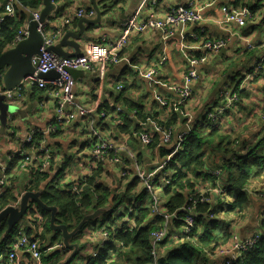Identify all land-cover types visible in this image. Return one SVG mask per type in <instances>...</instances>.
Here are the masks:
<instances>
[{
	"label": "clouds",
	"instance_id": "clouds-1",
	"mask_svg": "<svg viewBox=\"0 0 264 264\" xmlns=\"http://www.w3.org/2000/svg\"><path fill=\"white\" fill-rule=\"evenodd\" d=\"M247 4L0 0V216L28 211L0 264H92L106 244L107 264H163L181 244L189 264H243L264 244V173L245 182L236 170L238 154L264 137V46L246 58L264 41V9L253 17ZM21 63L27 71L13 78ZM202 125L214 142L196 158L201 178L177 159L179 180L172 158ZM130 176V199L148 215L134 252L116 238L122 225L98 224L128 208Z\"/></svg>",
	"mask_w": 264,
	"mask_h": 264
},
{
	"label": "trees",
	"instance_id": "trees-1",
	"mask_svg": "<svg viewBox=\"0 0 264 264\" xmlns=\"http://www.w3.org/2000/svg\"><path fill=\"white\" fill-rule=\"evenodd\" d=\"M248 9L251 11V8ZM263 68H264V64L262 66V69ZM203 120L206 121L207 117H204ZM204 126L206 125H202L201 127H198L197 129L193 130L191 137H189L185 141L184 153L183 154L178 153L176 157L172 158L171 169L174 170V165L177 159L184 160L185 162L191 161L192 167L196 169V176H201L199 169L196 167V158L197 157L203 158L205 156V152L202 145L212 144L214 142V136L213 133L211 132L209 133L207 138H202L199 135V132L202 130V127ZM215 135L218 136L219 133L217 132ZM221 144H223V140H219L217 142V147H219ZM238 159L240 163L236 165V170L242 175L245 182H247L249 179L260 178L261 176L258 173H264V137L257 139V141L254 144L247 146V150L245 152H241L238 154ZM226 170H230V169H226ZM174 172H176L174 173V176L178 177L179 180H186L185 176H181L177 171ZM176 186H177L176 181H174L171 187L169 188V190L165 193V196L167 197L166 204L170 203L171 200L173 199V193L175 192ZM227 187L236 188L237 184L235 182H232L229 185H227ZM240 191H244V189L240 188ZM49 195H51V193ZM177 195L182 196L183 193L181 192L178 193ZM40 203L45 204V207L50 208V206L46 203L45 200L42 199ZM101 210H103V208ZM207 211L210 214L213 213V207L209 206L207 208ZM27 215H28V211L26 210L23 219H26ZM138 216L139 217H135L134 213L131 215V217L134 220L133 223L136 225V230L134 231L130 230L127 227L129 225L127 222L123 223L121 217L118 220L110 221V226L112 224L122 225V227L119 228L115 233L116 238L121 242L127 241L128 243L126 244V248L133 252L136 251L138 248L137 241L140 238L141 233L145 231V226H146L145 222H147L148 219L146 210H140ZM108 218L104 219V221H107ZM56 219L59 220L60 217H56ZM197 220L198 223L203 222L202 219L199 217V215L197 217ZM214 220L215 218L213 217V220L208 221V226H211ZM102 224L103 223H101V225ZM49 227H52V225H49ZM209 234L215 235V229H213L212 232ZM73 242L75 243V240ZM114 243L115 241L109 242V244H114ZM201 243H204L206 245L207 242L202 241ZM184 247L185 245L181 244L179 246H173L170 250H168L167 258L166 260L163 261V264H189L190 261L189 253L179 251L180 248H184ZM193 251L200 252L201 254L203 252V250L200 248H194ZM110 252H111V248L108 246V244H106V246L103 249H101L100 255L96 258V260L92 261V264H107L106 257L108 254H110ZM139 259L140 257H137L138 261ZM261 261H264V244H261L257 248L250 250V252L247 254L246 259L243 260V264H260ZM54 264H56V262H54Z\"/></svg>",
	"mask_w": 264,
	"mask_h": 264
},
{
	"label": "crops",
	"instance_id": "crops-1",
	"mask_svg": "<svg viewBox=\"0 0 264 264\" xmlns=\"http://www.w3.org/2000/svg\"><path fill=\"white\" fill-rule=\"evenodd\" d=\"M104 7L108 8L109 5L105 4ZM247 7L251 8V12L253 14V17H255V15L261 9H264V0H248ZM261 23H264V20H262ZM249 27L252 29V33H250V34L255 33L257 26L253 24V25H249ZM262 46H264V41H261L260 44H258L255 49L251 50L250 52H247L246 53V58L247 59H254L256 57L257 52L261 51ZM190 51L199 52L200 49L193 48V49H190ZM238 82L239 81H237V83ZM121 91H123V89H121ZM234 91H235V89H234ZM141 107H143V105H141ZM111 114L112 115H117L118 114L116 112L115 108H113L111 110ZM10 134L14 135V133H10ZM260 138H263V137H260ZM80 143L81 144H86L87 141L81 140ZM83 151L87 152L88 149L85 148V149H83ZM169 171H173V175H174V173H176V172H174L173 169H171V164H170ZM157 175H159V174H157ZM195 178L196 179H200L201 176H196ZM260 179H261V177L258 178V179H254V180H260ZM134 181H136V178L130 176V177L127 178V183L125 185V188H126L127 192L129 193V206H128V208H126V210L124 212H117L115 208L111 209L109 212L113 211V214H111L109 216V218L107 219V221H106V222H108L109 226H110V221L111 220H118L120 217L122 218L123 223L127 222L128 210L135 209L134 212H133L135 217H139L138 213L140 212V210H145L143 207L140 206L142 204V201L138 200L136 204H133L131 199H130L131 194L133 192H135L136 191V187H138V184L134 183ZM209 182H211V181H209ZM144 192L145 191H143L141 193V196H143ZM30 206L31 205H29V207ZM116 206L119 207V202H117ZM221 206H222V202L220 204L216 205V207H221ZM22 207H23V202H22ZM25 211H24V213H25ZM214 211H215V209L213 208V212ZM13 212H14V210L8 209L7 212L3 216H0V251H5L6 249H9L11 247L13 242L16 240L17 230L19 228V222L21 220H23L24 214L22 216H20V217H13L12 215H10V213H13ZM214 218H215V220L218 219V217H214ZM183 219H184V217H181L180 223H179V227H182ZM147 223H148V219H147V222H145V224H147ZM143 225H144V223H143ZM13 232H15V233H13ZM70 247H86V245L81 244L78 240H75V243L72 242ZM171 248L172 247H167V251L170 250ZM57 251H59V250H57ZM51 255L55 256L56 253H52ZM73 255L75 256L76 254L74 253ZM55 262H56V264H60L59 261H55ZM64 264H68V262L65 261Z\"/></svg>",
	"mask_w": 264,
	"mask_h": 264
},
{
	"label": "water",
	"instance_id": "water-1",
	"mask_svg": "<svg viewBox=\"0 0 264 264\" xmlns=\"http://www.w3.org/2000/svg\"><path fill=\"white\" fill-rule=\"evenodd\" d=\"M68 35H73L72 33H69ZM53 47H58L57 45H53ZM7 69V65H5V69L3 70H6ZM27 71V66L23 63L21 64H18L15 71L13 72V78H15V76H18V75H21V74H24L25 72ZM5 108L8 110L9 113L11 114H14V112L12 111V109L8 108L7 105H5Z\"/></svg>",
	"mask_w": 264,
	"mask_h": 264
},
{
	"label": "built area",
	"instance_id": "built-area-1",
	"mask_svg": "<svg viewBox=\"0 0 264 264\" xmlns=\"http://www.w3.org/2000/svg\"><path fill=\"white\" fill-rule=\"evenodd\" d=\"M249 12L251 13L250 10H249ZM198 49H199V48H198ZM263 64H264V59H261V60L257 61V66H259V67L262 68ZM5 99H6V98H5ZM135 178H136V177H135ZM136 180H137V178H136ZM144 191L146 192L147 189H144ZM134 210H135V209L128 210V216H127V223H128V224L134 222L133 218L131 217V215L133 214ZM185 223H186V221H185V219H183V225H182V227L184 226ZM117 230H118V229H117ZM117 230H116V231H117ZM14 243H15V241L13 242V244H14ZM13 244L11 245V247H10L9 249H6V250H7V251H12V246H13ZM214 254H215V253H213V255H214ZM26 255H27V254H26Z\"/></svg>",
	"mask_w": 264,
	"mask_h": 264
},
{
	"label": "rangeland",
	"instance_id": "rangeland-1",
	"mask_svg": "<svg viewBox=\"0 0 264 264\" xmlns=\"http://www.w3.org/2000/svg\"><path fill=\"white\" fill-rule=\"evenodd\" d=\"M111 214H113V211L109 212L104 218H101V222H98V224L103 223V224H107L108 225V222L104 221V219L108 218Z\"/></svg>",
	"mask_w": 264,
	"mask_h": 264
}]
</instances>
